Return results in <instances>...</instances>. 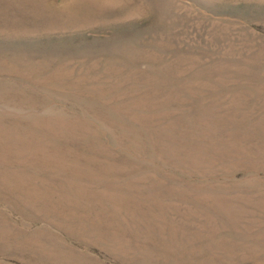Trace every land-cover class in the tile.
<instances>
[{
    "label": "rangeland",
    "instance_id": "374dc122",
    "mask_svg": "<svg viewBox=\"0 0 264 264\" xmlns=\"http://www.w3.org/2000/svg\"><path fill=\"white\" fill-rule=\"evenodd\" d=\"M0 264H264V0H0Z\"/></svg>",
    "mask_w": 264,
    "mask_h": 264
}]
</instances>
